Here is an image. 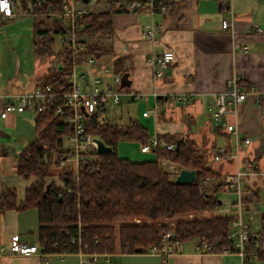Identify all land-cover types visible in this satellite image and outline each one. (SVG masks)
<instances>
[{
	"label": "crops",
	"instance_id": "0c3cea01",
	"mask_svg": "<svg viewBox=\"0 0 264 264\" xmlns=\"http://www.w3.org/2000/svg\"><path fill=\"white\" fill-rule=\"evenodd\" d=\"M17 1L20 5L18 12L22 15L14 19H0V111L9 100L4 96L34 91L39 86V78L46 73L42 67L38 71L40 75L32 69L21 71V60L28 55L37 56L36 31L31 37L27 30L33 27L37 30L40 22L46 23V28H49L53 19L26 15L20 0ZM167 6L169 10L165 14L149 11L116 13L112 19V33L97 40V43L110 46L112 51L97 60L96 67L111 69L114 68L115 57L121 59L119 74L122 75L124 102L122 100L119 107L125 101L129 105L136 104L138 100L146 103H142L144 106L141 105L140 110L138 108L137 117L128 119L125 115H129V111L123 107L109 119L107 103V120L125 125L136 119L149 130L150 139L156 137L165 141L164 136H187L204 154L211 152L213 146L232 151L234 136L213 128L209 106L227 81L235 77L248 93L247 99L238 106L240 134L251 139L249 146L241 148V158L245 164H253L264 171V35L247 33L253 24L264 28V0H233L232 3L227 0H170ZM77 7L89 9L91 13L110 11L106 2L84 3L82 0ZM232 13L238 32L235 36L222 28V21L231 19ZM152 25L157 28L155 39H145L144 30ZM168 50L175 53V60L163 71L162 77L154 78L151 60ZM36 65H39L38 59ZM15 69L16 76L13 75ZM105 82L112 84V77L105 76ZM185 95L193 96L186 104L181 101ZM157 103L160 107L158 116L143 117V113ZM34 118L35 114L31 112L12 114L6 119L0 117V194L5 188L16 189L19 205L24 202L31 182L36 180H25L16 173L18 155L37 137ZM124 142L121 141L118 146ZM64 143V150L71 153L73 143L69 137H65ZM132 144L139 145V148L142 145L137 142ZM118 154L124 158L120 155V147ZM141 154L148 156V160L144 159L146 161L156 160L153 151ZM50 156L53 166L48 181L60 187L63 185L60 175L77 172L79 165L69 158L61 160L55 151ZM128 160L136 162L132 158ZM214 166L222 172V176L235 170L233 163ZM246 179H252V182H246ZM246 179L243 192L245 209L254 217L255 225L261 227L257 220L264 215L260 197L264 190V176ZM220 197L217 211L222 214L233 208L234 197L229 194H221ZM39 229L37 209L7 211L0 221V246L6 248L0 255V264H81L79 253H47L44 258L10 254L7 250L10 236L18 235L39 244ZM169 261L170 264H264V259L254 257L244 260L232 252L201 254L195 250L194 239L185 242L182 250ZM112 263L165 264V261L146 252L132 254L119 251L112 254Z\"/></svg>",
	"mask_w": 264,
	"mask_h": 264
},
{
	"label": "trees",
	"instance_id": "16d2710c",
	"mask_svg": "<svg viewBox=\"0 0 264 264\" xmlns=\"http://www.w3.org/2000/svg\"><path fill=\"white\" fill-rule=\"evenodd\" d=\"M28 1L20 0L25 12L29 11ZM30 1L36 16L48 17L49 13L63 10L59 0H43L40 5L37 0ZM122 1L110 0L107 2L109 12L90 13L78 21L80 28L77 35L86 43L85 55L99 60L111 53L110 46L97 43V40L112 33L113 15L122 12ZM169 2L156 0V6ZM37 26L35 52L51 59L54 55L51 48L53 36L66 35L68 27L58 19H53L49 28L44 22ZM59 57L57 66L53 69L50 67L49 72L39 78V86L52 85L57 91L70 89L67 78L72 71L71 54L64 47ZM120 64L121 59L115 57V74L120 73ZM86 125L88 133L101 138L112 147V152H94L97 156L95 162L83 164L77 172L62 173L60 181L63 185L58 187L48 181L53 166L50 154L55 151L61 160L68 159L70 151L64 150V139L72 135L73 129L61 116L56 115L54 105L35 114L37 137L18 155L16 173L25 180H36L31 182L20 205L16 189L5 188L2 191L0 221L10 210L37 209L39 244L46 253H143L151 246L158 245L162 235L172 229L176 242L205 239L217 245L220 251H236L228 238L234 216H205L220 205L215 197L218 186L210 189L212 195L207 199L200 195L198 189L202 178L217 179L222 176L217 167L206 166L210 157L217 152L215 146L211 152L204 154L187 136H164L168 143L180 142L179 149L156 147L153 149L155 161L137 163L121 158L118 145L121 141L149 144V130L138 120L131 119L125 125L110 123L106 116V104H100L96 112L88 116ZM162 159L196 171L198 180L189 185L177 184L169 173L160 168L159 160ZM200 213L194 219H188V215ZM134 218L145 223L135 224L132 222ZM173 220L176 222L174 226L171 225ZM261 228L264 231V215ZM74 239L76 242H73ZM247 256L264 259V252L250 246Z\"/></svg>",
	"mask_w": 264,
	"mask_h": 264
},
{
	"label": "built area",
	"instance_id": "2783aa9c",
	"mask_svg": "<svg viewBox=\"0 0 264 264\" xmlns=\"http://www.w3.org/2000/svg\"><path fill=\"white\" fill-rule=\"evenodd\" d=\"M63 5V10L59 13H49L48 17L62 21L68 27V33L61 35L60 42L66 47L72 57V71L67 78V84L70 85L68 91H57L52 85H43L37 87L32 92L20 93L14 96H4L9 99L0 111V117L6 119L12 114H24L26 112L39 113L49 105L55 106L56 115L61 116L65 123L73 129L69 139L73 143L72 152L69 159L76 160L79 168L83 164L95 162L97 158L94 152H97V145L94 142V136L87 131L86 121L89 115L96 112L100 104H107L112 100L115 105L121 104L124 96L123 85L121 84L122 75L115 74L112 69L107 67H96L97 60L93 56L85 55L86 43L83 39L78 38L77 32L80 28L78 21L81 17L90 14L86 8H78L77 4L82 0H59ZM110 0H89V3L109 2ZM232 3L233 0H227ZM42 4L43 0H37ZM19 2L17 0H0V19H14L20 15L18 12ZM29 11L25 14H34L33 5L29 0L27 2ZM121 10L132 13L134 11H149L152 13H167V5L156 6V0H135L121 3ZM222 28L232 35H236L237 29L234 24L233 13L231 19L222 21ZM157 28L147 26L144 30V38L154 40ZM248 34L264 35V28L258 24H253L248 30ZM175 60V53L171 50L154 57L151 60L152 73L154 78L163 76V71L167 69ZM112 77V84L105 82V76ZM107 84V85H106ZM248 93L244 91L237 78H231L214 97L209 106L212 114L211 123L215 130L226 132L234 136V148L228 151L226 147L217 149L216 154L207 162V167H212L219 163H233L235 170L231 173H224L217 179L204 177L199 181L198 189L204 198L211 197L210 189L218 186V192L215 197L220 201L221 194H229L234 197L233 208L225 213L220 214L217 209L211 213L223 215H233L234 218L230 224L228 238L232 242L235 252L244 260H250L254 257L247 256L249 247L257 248L264 252V231L255 225L254 217L245 209L244 197V180L250 177L264 176V171H260L253 164H245L241 158V148L249 146L250 138L242 137L239 130V111L238 106L247 99ZM12 99V100H10ZM193 99L191 95H185L181 101L186 104ZM158 103L151 110L145 111L143 117L156 118L159 114ZM228 118H232L229 120ZM161 147L167 150H173L177 147L175 142L168 143L158 138L150 140L149 144L141 145L142 153H150L154 148ZM159 166L165 172L169 173L173 179L180 174L184 167L170 161L169 159L159 160ZM215 167V166H214ZM198 180V176H197ZM218 208V207H217ZM200 214H190L188 218L194 219ZM205 215V214H203ZM141 220H138L140 222ZM174 226L175 224L172 223ZM195 250L201 254L210 253H231L230 250L220 251L218 246L205 240L194 239ZM80 242V239L78 240ZM76 242V239L73 240ZM185 242H176L173 229L162 235L158 245H153L145 252L160 256L165 264H170V258L176 256L183 248ZM9 250L12 256H39L44 258L46 252L40 244L31 243L28 240L20 238L18 235H12L9 238ZM6 251V248L0 246V255ZM81 264H113L112 254L87 253L80 251Z\"/></svg>",
	"mask_w": 264,
	"mask_h": 264
},
{
	"label": "rangeland",
	"instance_id": "374dc122",
	"mask_svg": "<svg viewBox=\"0 0 264 264\" xmlns=\"http://www.w3.org/2000/svg\"><path fill=\"white\" fill-rule=\"evenodd\" d=\"M258 1V0H257ZM35 29L34 27L27 30V32L29 33V35H31V37L35 34ZM52 52L54 53L53 57L50 59L49 57H44V56H39L37 54V57L36 55L30 57V55H28L27 57L23 58L21 61H22V64H21V71H24L26 68L28 71H30L31 69L34 71L36 70L37 74L40 75L38 73L39 71V68L42 67V68H45V71L49 72L50 70V67L51 69L55 68L57 66V64L59 63L60 61V57H59V53H61L63 51V45L62 43L60 42V37L59 35H54L53 36V45H52ZM38 59V63L39 65L37 66L36 65V60ZM30 62V63H29ZM111 69H114V68H111ZM17 72V69L13 70V75L16 76L18 73ZM26 72V70H25ZM26 74V73H25ZM24 74V75H25ZM123 100V97L121 99V101ZM124 102V100L122 101ZM142 103H144V101H137L136 104H133L131 103L130 105L125 101V103H123L121 105V107H119L118 105H115L113 103V101L110 99L108 100V106H107V111H108V118L110 119L113 115H114V112H117L119 110L122 109H125V110H128L129 111V115H125V119H128L129 117H137V111H138V108L140 110V106L142 105ZM146 105V103H144ZM144 106V105H142ZM121 108V109H120ZM143 108H141L142 110ZM107 116V115H106ZM150 134V133H149ZM150 138H151V134H150ZM151 140V139H150ZM133 142H127L125 141L121 146H118V150H119V147H120V155L124 158H132V160L136 161L137 163H142L143 161L144 162H148L146 160H148V156H145V155H142L141 152L139 151V145L137 144H132ZM124 152V153H123ZM70 155V154H69ZM128 155V156H127ZM128 158V159H129ZM97 160V158H95ZM146 159V160H144ZM131 161V160H130ZM133 162V161H132ZM230 169V167L228 168ZM232 169V168H231ZM163 170V169H162ZM173 179V177H172ZM246 182H252V179H246ZM252 186H250L251 188ZM261 199L263 200V204H264V190L262 191L261 193ZM261 212H264V205L261 207ZM218 214H215L214 212L213 213H209L205 216H209V217H213V216H216ZM189 219V218H188ZM138 220H140L139 218H134L132 220L133 223L135 224H144L145 221L144 220H141L140 222H138ZM182 220V219H180ZM258 223L261 224L262 223V219L261 217L258 218ZM154 223H157V221H153ZM163 222V221H162ZM160 222V223H162ZM172 223L176 224V222L173 220L171 221ZM173 225V224H171ZM170 225V226H171Z\"/></svg>",
	"mask_w": 264,
	"mask_h": 264
},
{
	"label": "water",
	"instance_id": "95a60500",
	"mask_svg": "<svg viewBox=\"0 0 264 264\" xmlns=\"http://www.w3.org/2000/svg\"><path fill=\"white\" fill-rule=\"evenodd\" d=\"M84 3H89V0H83ZM94 142L97 145V152L99 154H107L112 152V147L108 146L101 138L95 137ZM177 150L179 149L180 142L176 143ZM197 181V173L194 170L182 169L180 174L176 177L177 184L189 185Z\"/></svg>",
	"mask_w": 264,
	"mask_h": 264
}]
</instances>
